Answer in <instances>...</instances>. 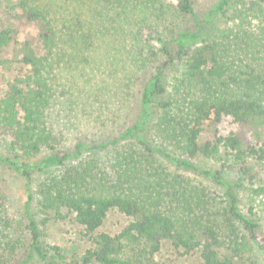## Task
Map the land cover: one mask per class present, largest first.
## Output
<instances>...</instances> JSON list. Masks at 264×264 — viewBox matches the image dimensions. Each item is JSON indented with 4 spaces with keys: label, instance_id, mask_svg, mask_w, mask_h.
I'll list each match as a JSON object with an SVG mask.
<instances>
[{
    "label": "trees",
    "instance_id": "1",
    "mask_svg": "<svg viewBox=\"0 0 264 264\" xmlns=\"http://www.w3.org/2000/svg\"><path fill=\"white\" fill-rule=\"evenodd\" d=\"M231 2L220 0L212 8L225 19L223 26L201 39L180 31L172 51L170 41L148 24L152 11L171 7L192 16L195 0H0L5 16L35 30L33 37L19 39L11 24L0 29V52H12L1 64L18 68L0 96V131L11 139L9 154L0 150V164L24 181V230L40 263L58 264L56 257L66 264H155L167 244L183 256L197 255L199 264H264V235L222 181L230 165L198 171L190 162L224 152L243 164L234 169L242 178L246 159L264 160V0ZM160 54L168 60L154 66ZM169 64L175 68L166 76ZM147 68L136 124L111 140L78 141L72 151L65 149L70 130L60 109L73 113L76 106L77 119L90 104L119 106ZM96 72L106 76L101 88ZM224 117L250 138L218 136L215 127ZM147 124L150 141L140 137ZM204 129L212 138L201 142ZM156 157L171 161L175 171ZM177 169L196 170L226 190L216 196ZM34 172L42 173L34 186L38 222L28 211ZM252 192L264 196V186ZM112 211L127 220L115 234L101 230ZM67 219L88 244L79 255L40 243V225ZM0 226L12 227L1 210ZM17 229L11 253L20 245ZM0 250V264H8V248Z\"/></svg>",
    "mask_w": 264,
    "mask_h": 264
},
{
    "label": "rangeland",
    "instance_id": "2",
    "mask_svg": "<svg viewBox=\"0 0 264 264\" xmlns=\"http://www.w3.org/2000/svg\"><path fill=\"white\" fill-rule=\"evenodd\" d=\"M220 0H195L194 15L182 16L176 13L171 7L166 9H155L152 11V16L148 21L154 29L157 30V34L162 36L169 42L172 46V51L175 47L172 45L173 39L177 38L180 31H186L192 34H197L198 39L206 38L215 29L224 25L225 19L218 14H212V8ZM235 2L238 0H230V2ZM250 1V0H245ZM174 2V1H173ZM172 2V3H173ZM231 2V3H232ZM167 5L168 2H164ZM175 4V3H174ZM158 7V4H156ZM12 25L16 28L19 39L33 37L34 29L32 26H27L23 24H17L5 16L4 10L0 7V29L6 27L7 25ZM174 43V42H173ZM198 44L194 42L192 46ZM12 57L11 49L3 50L0 52V96L4 93L6 89L7 82L16 74L18 68L16 66L4 67L1 61L4 59H10ZM158 62L154 64H161L168 60V57L159 55L157 58ZM152 65V64H151ZM149 65L148 67H150ZM87 68V66H85ZM175 68V65H170L165 68V75L171 74V70ZM101 70H103L101 68ZM150 68H147L138 74V80L131 85L130 93L131 96L128 101H120L119 106H114V104L109 103L102 105L90 104L82 110L83 117L74 118L76 116L74 113L78 112L76 106H71L73 113L68 110L67 114L58 111V116L60 120H68L67 129L70 130L69 136L66 140L70 142H64L65 149L72 151L73 146L78 141H85L86 143H101L104 141L111 140L116 136L123 133L127 128L132 127L137 123L140 115L139 107V91L142 85L146 81ZM96 72V81H99L98 87L101 88L103 81L106 80V76L101 75ZM83 86L80 85V88ZM89 91V88H85ZM104 92H108V89H104ZM72 93L78 96L76 90L72 89ZM100 93H98L99 95ZM74 99V98H73ZM106 99V96L103 97ZM102 99V100H103ZM102 106H108V108H102ZM80 107V106H79ZM77 117V116H76ZM74 125V126H73ZM216 134L218 136H226L229 133H238L244 138H250V132L244 128H241L234 124L232 120L228 117H224L221 122L215 127ZM150 129L147 124L140 134V137L150 141ZM212 138V132L208 129H204L200 134V141H208ZM10 137L8 134L0 131V150L4 155L9 154L10 147ZM47 154L43 153L42 156ZM166 168L170 171H175L174 164L167 160L162 159V157H156ZM177 158H184V156H177ZM191 164L199 170H209L218 171L220 165L225 162L230 165V170L226 171L222 175V181L229 185L234 191L237 206L239 211L255 222L260 229L261 234L264 235V196H256L253 194V189L256 187L264 186V160L258 161L254 158L246 159L244 164L248 168L247 174L245 176L237 177L234 173V169H238L241 165H237L231 161L230 157H224V152H221L217 158H193L190 159ZM233 169V170H232ZM178 170V169H177ZM198 171L190 169H179L178 172L184 177L191 180L192 183L201 185L208 189L211 193L216 196H222L226 190L225 185H217L212 180L203 178ZM42 177V173L34 172L31 175L32 185L31 191L33 194V200L29 205V213L33 216L35 221H39L37 218V213L35 209L34 201V186L36 182ZM27 201V196L25 193L24 181L18 175L13 173L10 169L0 164V210L2 212V219L9 220V225L12 224L10 230H5L3 226H0V246L8 248L4 253L3 259L8 261V264H42L39 262L38 258L29 251V236L24 230L27 224V212L25 209V202ZM127 223V220L118 212L112 211L106 217L104 224L101 228L102 231L115 234L118 233L121 228ZM17 227L19 229H17ZM19 230L20 233V245L17 244L14 252H10V247L12 238L14 234L12 231ZM79 227L71 219L67 220H50L45 223V226L40 225V243L44 247L56 246L59 247L62 253L66 256L79 255L84 248L88 246L79 236ZM6 242L9 244L7 245ZM15 245V243L13 244ZM1 252V250H0ZM1 254V253H0ZM52 253H50L49 258H51ZM58 264H66L64 261L58 260L53 257ZM153 262L155 264H199L197 255L183 256L177 251L170 248L167 244L163 245L162 250L154 256Z\"/></svg>",
    "mask_w": 264,
    "mask_h": 264
}]
</instances>
